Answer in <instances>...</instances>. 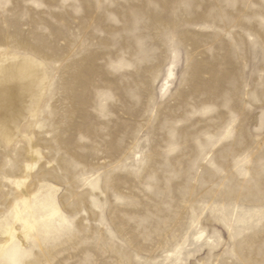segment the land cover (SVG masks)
<instances>
[{
    "label": "rangeland",
    "instance_id": "374dc122",
    "mask_svg": "<svg viewBox=\"0 0 264 264\" xmlns=\"http://www.w3.org/2000/svg\"><path fill=\"white\" fill-rule=\"evenodd\" d=\"M0 50V264H264V0H0Z\"/></svg>",
    "mask_w": 264,
    "mask_h": 264
},
{
    "label": "bare ground",
    "instance_id": "6f19581e",
    "mask_svg": "<svg viewBox=\"0 0 264 264\" xmlns=\"http://www.w3.org/2000/svg\"><path fill=\"white\" fill-rule=\"evenodd\" d=\"M12 72H16V65L12 61H7L6 52L0 50V132L7 142L14 140L20 123H22L17 116H20L23 111L18 107L26 101H28V105L33 103V95L30 92L24 94L22 90L18 89L19 86L17 88L11 86L10 74ZM27 108L26 110L29 113ZM28 126L30 127V125ZM25 169L30 172L33 165L28 164ZM27 178L28 176L16 183L19 190L21 184H26ZM19 197L22 208L15 211V222L19 223L20 230L15 225L5 228V234L7 235L5 247L16 240L20 245H24V241L27 242L30 238L29 232L36 230L39 225L42 227L47 226L49 221L57 214L52 200H40L29 189L22 190ZM201 237L202 235L199 236V238ZM16 244L8 252V260L12 263H15L17 259Z\"/></svg>",
    "mask_w": 264,
    "mask_h": 264
}]
</instances>
